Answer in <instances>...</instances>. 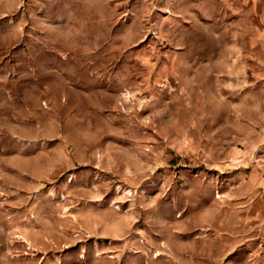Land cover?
I'll return each instance as SVG.
<instances>
[{"label":"rangeland","instance_id":"1","mask_svg":"<svg viewBox=\"0 0 264 264\" xmlns=\"http://www.w3.org/2000/svg\"><path fill=\"white\" fill-rule=\"evenodd\" d=\"M257 4L0 0V264H264Z\"/></svg>","mask_w":264,"mask_h":264},{"label":"crops","instance_id":"2","mask_svg":"<svg viewBox=\"0 0 264 264\" xmlns=\"http://www.w3.org/2000/svg\"><path fill=\"white\" fill-rule=\"evenodd\" d=\"M165 6L174 8L176 6L185 5L188 12H195L196 14L204 13L209 14L208 18H213L216 12L220 10L224 13H228L230 9L234 8V3H251V0H163ZM256 3V2H255ZM259 8L264 9V0H258ZM207 17V16H206Z\"/></svg>","mask_w":264,"mask_h":264}]
</instances>
